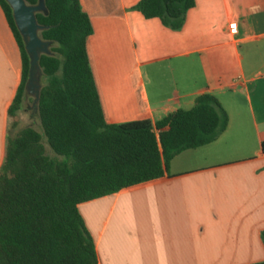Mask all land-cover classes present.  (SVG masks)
<instances>
[{
  "label": "crops",
  "instance_id": "0c3cea01",
  "mask_svg": "<svg viewBox=\"0 0 264 264\" xmlns=\"http://www.w3.org/2000/svg\"><path fill=\"white\" fill-rule=\"evenodd\" d=\"M139 1L79 0L92 27L86 50L105 121L154 123L210 93L228 124L204 145L211 151L203 165L169 162L159 179L78 206L97 264L263 261L264 0H194L178 29L145 18ZM20 75L19 49L0 7V164ZM29 95L15 131L27 125Z\"/></svg>",
  "mask_w": 264,
  "mask_h": 264
},
{
  "label": "trees",
  "instance_id": "16d2710c",
  "mask_svg": "<svg viewBox=\"0 0 264 264\" xmlns=\"http://www.w3.org/2000/svg\"><path fill=\"white\" fill-rule=\"evenodd\" d=\"M43 1L47 11L35 17L51 55L38 59L46 77L36 105L39 132L32 126L15 131L29 57L12 9L0 0L21 61L0 164V264H97L78 206L163 177L177 154L214 141L228 115L214 95L203 93L190 108L170 111L154 123L147 118L107 123L87 56L88 16L79 0ZM193 5L194 0H140L135 7L145 18L178 29ZM260 235L264 244V231Z\"/></svg>",
  "mask_w": 264,
  "mask_h": 264
},
{
  "label": "water",
  "instance_id": "95a60500",
  "mask_svg": "<svg viewBox=\"0 0 264 264\" xmlns=\"http://www.w3.org/2000/svg\"><path fill=\"white\" fill-rule=\"evenodd\" d=\"M12 9L15 25L23 39L26 53L29 57V71L25 90L33 96L32 103L36 108L39 100L40 87L35 85V73L41 72L38 59L41 54L51 55L50 42L43 40L39 32L44 29L37 23L35 14L38 12L46 13L43 0H38L37 4L30 5L24 0H5Z\"/></svg>",
  "mask_w": 264,
  "mask_h": 264
},
{
  "label": "rangeland",
  "instance_id": "374dc122",
  "mask_svg": "<svg viewBox=\"0 0 264 264\" xmlns=\"http://www.w3.org/2000/svg\"><path fill=\"white\" fill-rule=\"evenodd\" d=\"M36 81H35V85H38L39 87H41V85H43L46 81V77L44 75H42L41 72L36 71L35 75H34ZM32 100H33V96L29 95V102H28V110L25 113V117L24 120L27 123V125L22 126L21 124L19 125V127H26L28 126V123H31V126L36 129L37 131L41 132V128L40 125L38 124V118H34L33 120H30L29 116L31 115V104H32ZM35 116H36V111H35ZM47 150L48 147L45 143V141H43ZM211 151V147H200L197 148L195 150H186L183 151L179 154H177L169 163V166L171 167H178V168H182V167H186V166H196V165H203L205 162L204 159V152H209ZM49 152V151H48ZM50 153V152H49Z\"/></svg>",
  "mask_w": 264,
  "mask_h": 264
}]
</instances>
